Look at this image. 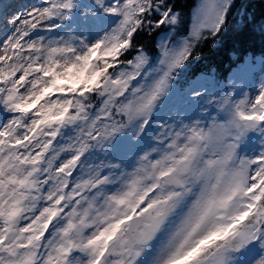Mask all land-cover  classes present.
I'll return each instance as SVG.
<instances>
[{"label": "snow or ice", "instance_id": "6c2138e0", "mask_svg": "<svg viewBox=\"0 0 264 264\" xmlns=\"http://www.w3.org/2000/svg\"><path fill=\"white\" fill-rule=\"evenodd\" d=\"M252 9L0 0V264H264Z\"/></svg>", "mask_w": 264, "mask_h": 264}, {"label": "trees", "instance_id": "16d2710c", "mask_svg": "<svg viewBox=\"0 0 264 264\" xmlns=\"http://www.w3.org/2000/svg\"><path fill=\"white\" fill-rule=\"evenodd\" d=\"M249 2V0H246V3ZM251 4L253 5V11L259 13V11L264 8V0H250ZM215 59L217 62H222L224 68L228 67L229 63V53L227 49H222L220 52H218L215 56Z\"/></svg>", "mask_w": 264, "mask_h": 264}, {"label": "bare ground", "instance_id": "6f19581e", "mask_svg": "<svg viewBox=\"0 0 264 264\" xmlns=\"http://www.w3.org/2000/svg\"><path fill=\"white\" fill-rule=\"evenodd\" d=\"M17 4H37L40 0H13Z\"/></svg>", "mask_w": 264, "mask_h": 264}, {"label": "rangeland", "instance_id": "374dc122", "mask_svg": "<svg viewBox=\"0 0 264 264\" xmlns=\"http://www.w3.org/2000/svg\"><path fill=\"white\" fill-rule=\"evenodd\" d=\"M40 2H41V0H40ZM40 2H38L37 4H39Z\"/></svg>", "mask_w": 264, "mask_h": 264}]
</instances>
